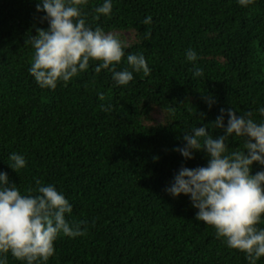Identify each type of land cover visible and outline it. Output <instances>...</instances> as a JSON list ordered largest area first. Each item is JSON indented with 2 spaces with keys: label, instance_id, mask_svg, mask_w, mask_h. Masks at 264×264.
Here are the masks:
<instances>
[{
  "label": "trees",
  "instance_id": "16d2710c",
  "mask_svg": "<svg viewBox=\"0 0 264 264\" xmlns=\"http://www.w3.org/2000/svg\"><path fill=\"white\" fill-rule=\"evenodd\" d=\"M102 2L82 6L86 23L125 39V55L143 53L150 73L133 72L127 85H117L90 60L86 70L49 89L27 71L28 38L47 27L44 13L36 11V0H0V171L21 193L35 194L37 179L53 184L72 205L66 220L84 222L82 235L58 234L54 254L40 264H249L243 251L195 219L186 195L174 198L165 187L182 165L206 164L202 151L184 159L173 150L188 127L214 121L221 107L259 119L264 0L247 6L237 0H113L108 16L94 11ZM145 16H151L147 25ZM189 47L195 61L185 59ZM194 65L202 76H193ZM125 67L131 70L122 57L115 70ZM228 147L243 148V141L230 138ZM10 152L25 158L17 173L8 166ZM259 167L253 162L252 174ZM257 227H264V216ZM0 255L6 264H25L10 252ZM256 264H264V256Z\"/></svg>",
  "mask_w": 264,
  "mask_h": 264
},
{
  "label": "clouds",
  "instance_id": "9594fccd",
  "mask_svg": "<svg viewBox=\"0 0 264 264\" xmlns=\"http://www.w3.org/2000/svg\"><path fill=\"white\" fill-rule=\"evenodd\" d=\"M87 0H36L35 9L42 11L40 18L47 22L46 28L36 27L35 35L28 42L33 49L32 62L27 71L41 88L54 89L58 81L67 83L78 72L89 67V61H99L93 70L107 69L117 85H127L133 72L147 76L151 69L141 52H128V42L118 34L105 32L99 26L91 27L85 21L87 13L82 6ZM253 0H237L242 6ZM113 0H103L95 7L97 14L108 16ZM98 18V16L96 17ZM151 16L141 23L147 25ZM150 35L144 33V39ZM197 53L185 50V59L195 61ZM122 57L130 66L115 70ZM203 71L193 66V76ZM208 107L215 103L207 99ZM103 108V106H102ZM259 119L250 111L237 115L232 107L219 108L214 121L191 125L183 132V143L174 146L184 159H192L202 151L206 157L203 166H181L172 177L165 191L172 197L184 194L191 206L197 209L195 219L211 225L217 238H223L230 248L241 250L249 264L264 256V227H257L264 216V106L256 110ZM225 113L227 116L225 123ZM222 129L215 137L206 129ZM230 138L243 141V148L229 151ZM8 166L16 173L25 166L23 155L10 152ZM253 162L259 170L252 174ZM32 189L21 193L6 172L0 171V253L10 252L25 264H40L54 254L53 242L58 234L68 237L82 235L84 222L70 224L65 213L72 205L63 192L53 184L35 181ZM0 264L6 259L0 255Z\"/></svg>",
  "mask_w": 264,
  "mask_h": 264
},
{
  "label": "rangeland",
  "instance_id": "374dc122",
  "mask_svg": "<svg viewBox=\"0 0 264 264\" xmlns=\"http://www.w3.org/2000/svg\"><path fill=\"white\" fill-rule=\"evenodd\" d=\"M154 117H155L156 119H160V118L162 117V115H161L160 112L156 111V112H154Z\"/></svg>",
  "mask_w": 264,
  "mask_h": 264
}]
</instances>
